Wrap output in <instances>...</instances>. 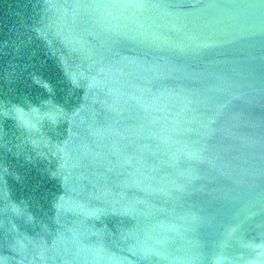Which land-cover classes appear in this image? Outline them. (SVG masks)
Masks as SVG:
<instances>
[{
    "label": "water",
    "instance_id": "1",
    "mask_svg": "<svg viewBox=\"0 0 264 264\" xmlns=\"http://www.w3.org/2000/svg\"><path fill=\"white\" fill-rule=\"evenodd\" d=\"M0 264H264V0H0Z\"/></svg>",
    "mask_w": 264,
    "mask_h": 264
}]
</instances>
